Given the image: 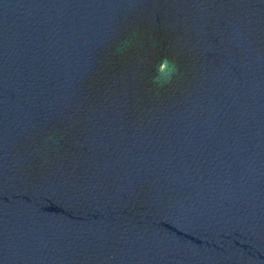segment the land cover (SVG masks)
I'll return each instance as SVG.
<instances>
[{
    "label": "water",
    "instance_id": "water-1",
    "mask_svg": "<svg viewBox=\"0 0 264 264\" xmlns=\"http://www.w3.org/2000/svg\"><path fill=\"white\" fill-rule=\"evenodd\" d=\"M0 264H264V0H0Z\"/></svg>",
    "mask_w": 264,
    "mask_h": 264
}]
</instances>
